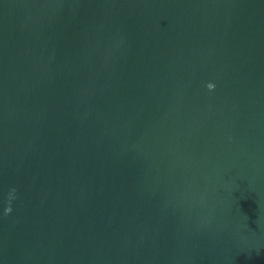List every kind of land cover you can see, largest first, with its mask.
<instances>
[{"label": "water", "instance_id": "water-1", "mask_svg": "<svg viewBox=\"0 0 264 264\" xmlns=\"http://www.w3.org/2000/svg\"><path fill=\"white\" fill-rule=\"evenodd\" d=\"M0 264H264V0H0Z\"/></svg>", "mask_w": 264, "mask_h": 264}, {"label": "clouds", "instance_id": "clouds-1", "mask_svg": "<svg viewBox=\"0 0 264 264\" xmlns=\"http://www.w3.org/2000/svg\"><path fill=\"white\" fill-rule=\"evenodd\" d=\"M206 87H207L208 91H213L215 86L212 83H208L206 85ZM13 198H14V190L9 193L8 199H9V201H11ZM10 212H11V207L10 206L6 207L5 208V215H8Z\"/></svg>", "mask_w": 264, "mask_h": 264}]
</instances>
